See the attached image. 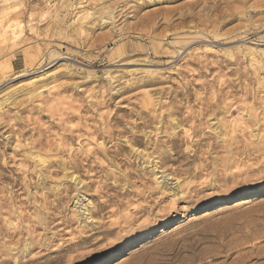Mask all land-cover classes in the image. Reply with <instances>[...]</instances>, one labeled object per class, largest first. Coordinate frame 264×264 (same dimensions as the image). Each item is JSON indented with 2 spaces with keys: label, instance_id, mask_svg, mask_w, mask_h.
I'll return each instance as SVG.
<instances>
[{
  "label": "rangeland",
  "instance_id": "374dc122",
  "mask_svg": "<svg viewBox=\"0 0 264 264\" xmlns=\"http://www.w3.org/2000/svg\"><path fill=\"white\" fill-rule=\"evenodd\" d=\"M102 253L264 264V0H0V264Z\"/></svg>",
  "mask_w": 264,
  "mask_h": 264
},
{
  "label": "bare ground",
  "instance_id": "6f19581e",
  "mask_svg": "<svg viewBox=\"0 0 264 264\" xmlns=\"http://www.w3.org/2000/svg\"><path fill=\"white\" fill-rule=\"evenodd\" d=\"M6 27V26H5ZM7 28V27H6ZM5 28V29H6ZM10 28V27H9ZM4 29V28H3ZM8 29V28H7ZM5 32V31H4ZM16 34V33H15ZM109 254L110 253H108V254H106V253H102L100 256H98V257H95V258H93V259H91V260H89V261H87L85 264H100L101 263V261H103L104 259H107L108 257H109ZM127 260H129V259H123V260H121L120 262H118V264H124L125 262L127 263L128 261ZM130 262V261H129ZM128 262V263H129Z\"/></svg>",
  "mask_w": 264,
  "mask_h": 264
}]
</instances>
